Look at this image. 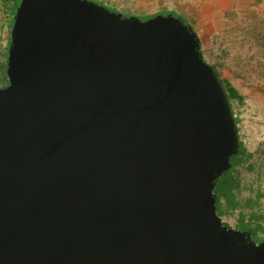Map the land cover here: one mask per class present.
I'll list each match as a JSON object with an SVG mask.
<instances>
[{"label": "water", "instance_id": "water-1", "mask_svg": "<svg viewBox=\"0 0 264 264\" xmlns=\"http://www.w3.org/2000/svg\"><path fill=\"white\" fill-rule=\"evenodd\" d=\"M0 87V264H264L216 180L242 135L180 16L21 0Z\"/></svg>", "mask_w": 264, "mask_h": 264}, {"label": "rangeland", "instance_id": "rangeland-1", "mask_svg": "<svg viewBox=\"0 0 264 264\" xmlns=\"http://www.w3.org/2000/svg\"><path fill=\"white\" fill-rule=\"evenodd\" d=\"M95 1L142 19L173 12L193 26L201 39L204 59L244 96L242 102L233 103L246 149L244 161L238 166L240 206L221 217L229 226L240 229L243 214L245 223L249 219V209L244 206L249 196L258 197L256 209L264 214V0ZM7 38L8 8L0 0V62L5 60ZM2 70L0 65L1 75ZM260 235L264 236V230Z\"/></svg>", "mask_w": 264, "mask_h": 264}, {"label": "trees", "instance_id": "trees-1", "mask_svg": "<svg viewBox=\"0 0 264 264\" xmlns=\"http://www.w3.org/2000/svg\"><path fill=\"white\" fill-rule=\"evenodd\" d=\"M20 1L21 0H4L5 5L8 8V38L6 44L5 60L4 62H0V65L3 67L2 70L3 76L0 74L1 75L0 83H2V87H5L9 83L6 74V67H7L8 48L10 44V30L13 25L14 15L16 13V9ZM169 13H172L175 16H179L173 12H169ZM157 14H163V13H157ZM157 14L146 16L145 19L155 16ZM201 50H202V44H201ZM223 81L229 91V96L232 102L233 103L235 101L242 102L244 100V96L239 92V90L231 82L225 80ZM237 121L238 123L240 122V119L238 117H237ZM245 156H246V149L244 148L243 142H241L238 153L231 157L232 168L224 172L223 175H221L216 180V186H215L216 204H217L218 213L221 216L240 206V202L237 200V190L240 184L238 166H240L243 163ZM257 200L258 197L255 198L252 196H249L245 200L244 206L249 209V214H248L249 219L248 222L245 223L244 220L245 215L243 214V220H242L243 225L242 227H240V230H249L252 233V237L254 240L261 241L264 239V236L260 235V232L264 230V214L260 210L258 211L256 209L255 203L257 202ZM259 200H260V195H259Z\"/></svg>", "mask_w": 264, "mask_h": 264}]
</instances>
